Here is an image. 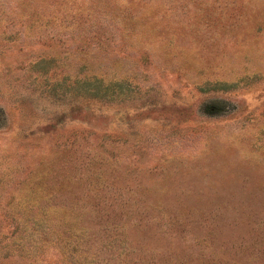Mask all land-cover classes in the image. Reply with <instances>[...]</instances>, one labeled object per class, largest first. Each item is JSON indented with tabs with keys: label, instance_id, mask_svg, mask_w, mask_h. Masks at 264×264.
Masks as SVG:
<instances>
[{
	"label": "rangeland",
	"instance_id": "374dc122",
	"mask_svg": "<svg viewBox=\"0 0 264 264\" xmlns=\"http://www.w3.org/2000/svg\"><path fill=\"white\" fill-rule=\"evenodd\" d=\"M0 264H264V0H0Z\"/></svg>",
	"mask_w": 264,
	"mask_h": 264
}]
</instances>
